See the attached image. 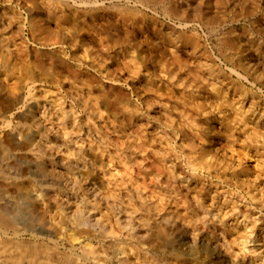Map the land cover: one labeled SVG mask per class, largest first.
Segmentation results:
<instances>
[{"label":"rangeland","instance_id":"1","mask_svg":"<svg viewBox=\"0 0 264 264\" xmlns=\"http://www.w3.org/2000/svg\"><path fill=\"white\" fill-rule=\"evenodd\" d=\"M0 216V264L264 262V0H0Z\"/></svg>","mask_w":264,"mask_h":264},{"label":"bare ground","instance_id":"2","mask_svg":"<svg viewBox=\"0 0 264 264\" xmlns=\"http://www.w3.org/2000/svg\"><path fill=\"white\" fill-rule=\"evenodd\" d=\"M31 75H33V74H31ZM37 79V78H36ZM173 168V167H172ZM171 168V169H172ZM171 169H170V171H171ZM174 169V168H173ZM169 172V171H168ZM173 172V171H172ZM173 174H174V172H173ZM172 174V175H173ZM169 175V174H168ZM177 175H179V174H177ZM168 177H170V176H168ZM178 177V176H177ZM174 178V177H173ZM168 180V179H167ZM169 182V181H168ZM163 210V209H162ZM194 214V213H193ZM223 215V214H222ZM162 216V215H161ZM194 216V215H193ZM164 219V218H163ZM178 219H179V216H178ZM165 220V219H164ZM164 220H162V221H164ZM168 221V220H167ZM170 222V221H169ZM172 222V221H171ZM7 223V221H6V219H4V217L3 216H0V225H3V224H6ZM166 224V223H165ZM80 233V232H79ZM71 234V233H70ZM88 234V233H87ZM71 236V235H70ZM72 236H73V238H77V237H75V234H72ZM78 236V235H77ZM81 237V236H80ZM3 239V238H2ZM72 239V238H71ZM79 239V238H78ZM81 239V238H80ZM77 240V239H76ZM3 241H5V240H3ZM73 241H74V239H73ZM21 242V241H20ZM219 242V241H218ZM217 242V243H218ZM4 243V242H3ZM216 243V244H217ZM0 244H2V242L0 241ZM5 244V243H4ZM3 244V245H4ZM6 245V244H5ZM4 245V246H5ZM11 246H12V244H10ZM13 245H17V244H13ZM18 245H19V243H18ZM22 245V246H21ZM20 246H21V248H18V249H21L23 252H22V254H24V253H26L25 252V250L27 251V250H31V249H35V248H32V246L30 247V246H28L29 248L27 249V248H25V250H23L22 249V247H23V243L21 244ZM25 246V245H24ZM218 246V245H217ZM8 247H9V245H8ZM19 247V246H18ZM14 249V246H12L11 248H9V249ZM8 249V251H7V249H6V252H9L10 250ZM13 249H12V251H13ZM15 249H16V251H17V246L15 247ZM15 249H14V251H15ZM38 250V249H37ZM37 250H35V251H37ZM19 251V250H18ZM41 252H42V250H41ZM44 252V251H43ZM222 252V251H221ZM1 253H3V252H1ZM5 253V252H4ZM3 253V254H4ZM10 253H12V252H10ZM28 253V252H27ZM38 253V252H37ZM47 253V252H46ZM45 253V254H46ZM33 254V253H32ZM12 256L14 255V253H12L11 254ZM20 255V254H19ZM33 255H35V254H33ZM39 255V254H38ZM48 255V254H47ZM6 256V255H5ZM25 256H26V254H25ZM51 256V255H50ZM15 257L17 258V255H15ZM21 256H18V258H20ZM24 257V256H23ZM23 257H21V258H23ZM35 257V256H34ZM52 257V256H51ZM7 258V257H6ZM16 258H13V259H16ZM27 259H28V257H26ZM45 258V257H44ZM43 258V259H44ZM24 259V258H23ZM35 259V258H34ZM37 259V258H36ZM49 260V259H48ZM48 260L46 261L47 263H48ZM14 261H17V260H14ZM30 261H31V257H30ZM33 261V260H32ZM52 261V260H51ZM54 262V261H53ZM52 262V263H53ZM49 263H50V261H49ZM261 264H264V262H262Z\"/></svg>","mask_w":264,"mask_h":264}]
</instances>
